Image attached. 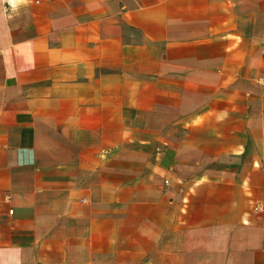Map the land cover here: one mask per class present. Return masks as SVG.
Masks as SVG:
<instances>
[{
  "label": "crops",
  "instance_id": "crops-1",
  "mask_svg": "<svg viewBox=\"0 0 264 264\" xmlns=\"http://www.w3.org/2000/svg\"><path fill=\"white\" fill-rule=\"evenodd\" d=\"M0 264H264V0H0Z\"/></svg>",
  "mask_w": 264,
  "mask_h": 264
}]
</instances>
